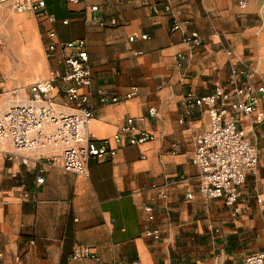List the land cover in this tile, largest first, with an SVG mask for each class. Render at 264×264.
Listing matches in <instances>:
<instances>
[{
    "label": "crops",
    "instance_id": "crops-1",
    "mask_svg": "<svg viewBox=\"0 0 264 264\" xmlns=\"http://www.w3.org/2000/svg\"><path fill=\"white\" fill-rule=\"evenodd\" d=\"M44 1L45 15L28 12L41 41L47 40L48 27L57 40L85 41L92 82L80 90L93 110L90 136L111 137L133 117L153 138L130 144L124 135L113 156L89 158L85 174L51 164L50 148L30 152L27 163L0 152V264H235L264 249V205L255 200L264 189V123L251 131L242 119L258 161L240 187L235 211L197 188L193 140L208 128V114L194 107L180 121L188 108L186 93L205 95L226 83L228 49L248 67L250 80L264 85V24L242 22L244 16L237 15L242 0H154L160 8L169 4L172 15L153 13L141 0ZM14 12L0 3V78L33 69L39 61L35 55L32 64L33 47L18 34L24 27L13 29ZM173 21L178 29H172ZM188 31L202 37L199 47L183 41ZM18 49L24 51L22 60ZM68 53L48 52L50 74L64 67ZM176 53L185 57L182 67ZM59 82L55 79V88ZM132 86L137 94L125 98ZM99 89L118 101L101 103ZM55 97L62 101V93ZM259 105L264 110V97ZM149 106L156 116L141 119ZM37 176L43 177L41 184ZM154 230L157 237L147 233ZM76 244L92 246L96 257H71Z\"/></svg>",
    "mask_w": 264,
    "mask_h": 264
},
{
    "label": "built area",
    "instance_id": "built-area-1",
    "mask_svg": "<svg viewBox=\"0 0 264 264\" xmlns=\"http://www.w3.org/2000/svg\"><path fill=\"white\" fill-rule=\"evenodd\" d=\"M0 3H6L20 13L46 14L44 0H0ZM141 3L153 13L164 11L172 15L169 4L160 8L154 0H141ZM240 5L244 6V3L240 2ZM91 9L96 10L97 6H92ZM47 19L52 21L53 17L48 16ZM178 28L179 22L173 21L172 29ZM46 37L47 52L56 49L69 50L64 58V67L52 71L48 79H35L29 84L25 97L16 95L15 101L7 109L0 111V152L8 159L19 155L23 163H27L30 152L50 148L53 154L47 160L51 164L57 161L58 166L65 172L85 174L88 159L113 156L124 135L130 144L153 138L152 133L135 125V118L127 117L115 135L94 140L88 132L93 110L87 104V94L80 90L89 87L92 82L85 41L57 40L51 27L46 29ZM133 38L131 36L129 40ZM141 38L146 39L148 35L142 34ZM183 41L190 48H195L202 44V37L197 31H188ZM226 53L229 63L226 83L216 85L205 95H196L191 91L186 93L185 102L188 108L180 121L194 107L208 114V128L197 134L193 140L191 163L198 169L197 188L205 197L220 199L236 211L240 187L246 174L255 170L258 161L257 151L247 137L242 119L248 120L251 131H256L264 123V110L259 105L260 99L264 97V85H257L250 80L249 70L239 66L232 50L228 49ZM184 59L182 53H176L175 62L178 67L183 66ZM55 79L60 80L57 88L54 85ZM58 93H62V101L55 100ZM136 94L137 87L132 86L125 98L134 97ZM97 97L101 103L118 101L117 96L107 94L101 89L97 90ZM156 113L155 107L149 106L146 115L140 118L155 117ZM38 158L39 156H35L34 160ZM43 180V177H36L38 184ZM186 197L190 198L191 193H187ZM255 200L264 205V189L255 194ZM143 209L149 213L148 217L151 219V207L145 205ZM147 233L158 236L157 230ZM71 257L93 259L96 252L90 245L76 244L71 250ZM235 264H264V249L246 255L242 262Z\"/></svg>",
    "mask_w": 264,
    "mask_h": 264
},
{
    "label": "rangeland",
    "instance_id": "rangeland-1",
    "mask_svg": "<svg viewBox=\"0 0 264 264\" xmlns=\"http://www.w3.org/2000/svg\"><path fill=\"white\" fill-rule=\"evenodd\" d=\"M241 2L246 3L247 5L240 7L239 2H237V15L240 17L244 16L242 22H244L245 25L261 26L264 24V18L261 17V15L264 16V0H242ZM248 3L251 4L248 6ZM13 15V29L22 25L24 27V32L18 34H21V37L23 35L22 39L24 38L25 44L28 42L27 47H33V49H31L33 54L29 53L32 57V64L35 65V55L39 58V61L33 69L29 68L27 70H20L19 72L9 71L7 74H4L8 77L0 78V111L7 109V107L15 101L16 95L25 97L26 93H28L27 88L29 84L35 79H48L50 76L47 67L48 52L46 50L45 42L41 41L40 37L31 25L33 23V19L29 17L28 12H14ZM24 35H26V37ZM3 49L4 47H0V52L3 51ZM10 57L14 59L16 58V55L14 53H10ZM239 66L249 70L245 64H239ZM0 77H2L1 72ZM6 101L7 103L9 102V104L3 106Z\"/></svg>",
    "mask_w": 264,
    "mask_h": 264
},
{
    "label": "bare ground",
    "instance_id": "bare-ground-1",
    "mask_svg": "<svg viewBox=\"0 0 264 264\" xmlns=\"http://www.w3.org/2000/svg\"><path fill=\"white\" fill-rule=\"evenodd\" d=\"M18 52H21L20 53V59L22 60L23 59V55H24V51L23 50L21 51V49H18Z\"/></svg>",
    "mask_w": 264,
    "mask_h": 264
}]
</instances>
